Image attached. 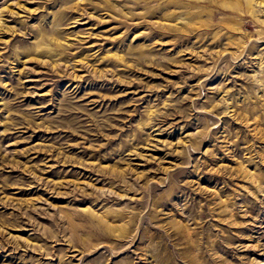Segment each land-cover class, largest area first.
Listing matches in <instances>:
<instances>
[{"label": "rangeland", "instance_id": "obj_1", "mask_svg": "<svg viewBox=\"0 0 264 264\" xmlns=\"http://www.w3.org/2000/svg\"><path fill=\"white\" fill-rule=\"evenodd\" d=\"M0 264H264V0H0Z\"/></svg>", "mask_w": 264, "mask_h": 264}]
</instances>
